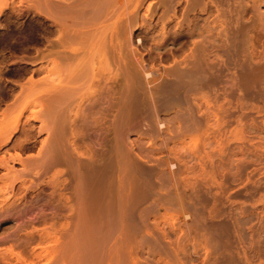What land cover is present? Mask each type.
I'll list each match as a JSON object with an SVG mask.
<instances>
[{
  "label": "rangeland",
  "instance_id": "rangeland-1",
  "mask_svg": "<svg viewBox=\"0 0 264 264\" xmlns=\"http://www.w3.org/2000/svg\"><path fill=\"white\" fill-rule=\"evenodd\" d=\"M263 23L264 0H0V264H264ZM85 50L95 78L62 81ZM133 65L192 73L131 117Z\"/></svg>",
  "mask_w": 264,
  "mask_h": 264
},
{
  "label": "bare ground",
  "instance_id": "bare-ground-1",
  "mask_svg": "<svg viewBox=\"0 0 264 264\" xmlns=\"http://www.w3.org/2000/svg\"><path fill=\"white\" fill-rule=\"evenodd\" d=\"M6 1V0H5ZM197 3V2H196ZM201 3V2H200ZM228 4V3H227ZM236 4V3H235ZM9 5V4H8ZM207 5V4H206ZM231 5H232V3H231ZM217 6V5H216ZM150 8H151V6H149ZM155 7H157V6H155ZM217 7H219V6H217ZM235 7V6H234ZM239 8V7H238ZM157 9V8H156ZM137 11V10H136ZM135 11V12H136ZM234 12V11H233ZM137 13V12H136ZM231 14V13H230ZM239 14V13H238ZM210 16V15H209ZM237 16V15H236ZM197 17V16H196ZM202 17V16H201ZM207 17V16H206ZM230 17H232V16H230ZM240 17V16H239ZM135 18V17H134ZM137 18V17H136ZM136 18H135V20H136ZM191 18H195L194 16L193 17H191ZM199 18V17H198ZM210 18V17H209ZM139 19V18H138ZM197 19V18H196ZM208 19V18H207ZM220 19V18H219ZM238 19V18H237ZM193 20V19H192ZM199 20V19H198ZM216 20V19H215ZM227 20V19H226ZM236 20V19H235ZM246 20V19H245ZM255 20V19H254ZM256 20H260V19H256ZM146 21V20H145ZM194 21V20H193ZM135 22H137V21H135ZM139 22V21H138ZM197 21L195 20V23H196ZM200 22V21H199ZM223 22V21H222ZM225 22V21H224ZM228 22V21H227ZM227 22H225V23H227ZM237 22V21H236ZM246 22V21H245ZM217 23V20H216V22H215V24ZM219 23V22H218ZM242 23H244V22H242ZM250 23V22H249ZM138 24V23H137ZM192 24L194 25V22H192ZM222 24V23H221ZM233 24V23H232ZM232 24H231V26H232ZM241 24V23H240ZM264 24V23H263ZM262 24V25H263ZM166 25V24H165ZM164 25V26H165ZM192 25V26H193ZM200 24H198L197 26H199ZM204 25V24H203ZM208 25V24H207ZM236 25H237V23H236ZM246 25V24H245ZM244 25V26H245ZM191 26V29H193V27ZM195 26V25H194ZM197 26H195L196 27V29H198V30H200V27H198L197 28ZM136 27H137V25H136ZM207 27V26H206ZM210 27V26H209ZM212 27V26H211ZM209 28V29H212V28ZM217 27V26H216ZM237 27V26H236ZM261 27V26H260ZM264 27V26H263ZM208 28V27H207ZM206 28V29H207ZM214 28V27H213ZM218 28V27H217ZM221 28V27H220ZM244 28V27H243ZM245 28H247V26L245 27ZM249 28V27H248ZM202 29V28H201ZM233 30H235L234 28H232ZM238 29H240V28H238ZM217 30V32H218V29H216ZM222 30V29H221ZM237 30V29H236ZM162 31H164V30H162ZM193 33H194V31L193 30H191ZM206 31V30H205ZM209 31V30H208ZM211 31V30H210ZM240 31V30H239ZM239 31H237L238 33H239ZM242 31V30H241ZM245 31H246V29H245ZM255 30H253V32H254ZM263 31V30H262ZM191 32V34L192 35H194L193 33ZM213 32V31H212ZM235 32V31H234ZM233 32V33H234ZM211 33V32H210ZM219 34H217V35H222V33L223 32H218ZM232 33V32H231ZM232 33V34H233ZM236 33V32H235ZM241 33V32H240ZM245 33V32H244ZM264 33V32H263ZM165 34V33H164ZM200 34V33H199ZM204 34H206V33H204ZM237 35V34H236ZM239 35V34H238ZM246 35V34H245ZM167 36V35H166ZM199 36H201V35H199ZM208 36V35H207ZM207 36H206V38H207ZM210 36H211V34H210ZM212 36H214L213 34H212ZM216 36V35H215ZM248 36V35H247ZM252 36V35H251ZM234 37H236L235 35H234ZM192 38H194V36L192 37ZM196 38V37H195ZM203 38H205V37H203ZM209 38V39H208ZM207 39V41L209 42L210 41V37H208ZM215 38H217V37H215ZM215 38L212 40V37H211V42H209V44L211 43V45H208V47L209 46H212V44H213V46H212V49H213V47L215 48V47H221V48H223L224 47V49H225V46L222 44H220V45H218L219 44V42L217 41V39H216V41L218 42L217 43V45H216V41H215ZM218 38H219V36H218ZM230 39V38H229ZM237 40H238V38H236ZM235 39V40H236ZM247 39H249V37H247ZM104 40V39H103ZM234 40V39H233ZM165 41V40H164ZM195 41V40H194ZM193 41V42H194ZM200 41V40H199ZM223 41V40H222ZM245 41V40H244ZM100 42V41H99ZM99 42H97V44L99 43ZM102 42V41H101ZM221 42V41H220ZM233 42H235V41H233ZM232 42V43H233ZM242 42V41H241ZM87 43V42H86ZM85 43V44H86ZM89 43V42H88ZM105 43V42H104ZM103 43V44H104ZM238 43V42H237ZM248 43V42H247ZM92 44V43H91ZM199 44V43H198ZM201 44V43H200ZM208 44V43H207ZM227 44V43H226ZM229 44V43H228ZM234 44V43H233ZM232 44V45H233ZM215 45V46H214ZM231 45V46H232ZM238 45H240V44H238ZM246 45V44H245ZM87 46V45H86ZM90 46L91 45H89V49H90ZM100 46H101V44H100ZM200 46V45H199ZM204 46H207L206 45V43H205V45H202L201 47H204ZM235 46H237L236 44L234 45V47ZM96 47V46H95ZM94 47V48H95ZM157 47V46H156ZM196 47V46H195ZM228 47H230L229 45L227 46V49H228ZM241 47V46H240ZM243 47H244V45H243ZM248 47V46H247ZM88 48V47H87ZM86 48V50H89V49H87ZM198 48V47H197ZM196 48V49H197ZM205 48V47H204ZM203 48V51L206 49V50H208L207 49V47L204 49ZM93 49V48H92ZM198 49H200V48H198ZM197 49V50H198ZM210 49V48H209ZM216 49V48H215ZM219 49V48H218ZM232 49V48H231ZM242 49V48H241ZM82 51V52H76V53H73V55H71L70 56V59H68V63L65 65V67H64V70H65V72H66V75L65 74H63L64 76H66V77H64V76H62L63 78V80L62 81H66V79L65 78H71V82L72 83H81V82H83V84H84V81H85V79H88V80H90V79H92L93 77L95 78V76H96V68H95V57L93 56L94 54H92L91 52H89V51ZM196 50V51H197ZM205 50V51H206ZM211 50V49H210ZM220 50V49H219ZM218 50V51H219ZM222 50V49H221ZM230 50V49H229ZM243 50V49H242ZM94 51V50H93ZM196 51H193V52H196ZM204 51V52H205ZM209 51V50H208ZM212 51H214V50H212ZM211 51V52H212ZM238 51V50H237ZM192 52V53H193ZM198 52V51H197ZM199 52H201V51H199ZM198 52V53H199ZM204 52H202V53H204ZM215 52V51H214ZM235 52V51H234ZM202 53H199V55L200 54H202ZM206 53V52H205ZM227 53H228V51H227ZM236 53V52H235ZM69 54V53H68ZM226 54V53H225ZM238 54V53H237ZM193 55V54H192ZM204 55H206V54H202V55H200L199 57L197 56L196 58H194L195 56H193V75H191V71H189V70H184V69H177V68H174L173 67V69H172V67L169 69V71H164V72H162L161 71V73H164L165 75H167V77L169 76V79L170 78H173V79H168L165 75H160L159 73H160V69L158 70V69H156L157 71H159L158 72V74L156 75V76H154L153 75V77H151V76H148L149 74H148V72L147 71H149V69L150 68H148L147 69V71L146 70H144V69H146L145 67L144 68H142V66L140 67V66H134L135 68H138V67H140V69L139 70H141V68H142V71H133L134 72V76L137 78L134 82H135V84L137 83V88H136V90L134 91V96H136V94L138 93L139 94V96L141 97V101L139 102L138 101V99H136L137 98V96L136 97H133L132 96V94H133V91H132V89H129V88H131V85H133L134 86V82L133 83H131V85H130V87L129 86H127V89H126V92H124V93H126V95H125V97H124V95H123V97L125 98V99H123V102L121 101V103L122 104H124V109H123V111L125 110L126 111V113H127V115L128 116H131V110L133 111L134 110V108L135 109H139V110H144L145 112H146V115L148 114L147 113V111H149L148 109H140V105H143V106H149V103H150V101H151V103L152 104H150V108L152 107V105H153V102H154V99H156V98H162V97H166V96H168V95H170V92L171 91H169V88L172 90L173 88H172V86L173 85H175L176 83L175 82H179V81H177V80H181V79H183L185 76H186V78H188V76L189 75H187L189 72H191L190 73V75H191V78H193L194 77V83L195 82H199L200 83V81H204V80H206L204 77L205 76H208V74H210L209 76H211V74L212 73H209V72H212V70L211 69H209V71L206 69L207 68V64H209V63H207L206 62V60H204ZM222 55H223V53H222ZM209 56V55H208ZM207 56V57H208ZM162 57V56H161ZM206 57V58H207ZM64 58V57H63ZM67 58H69L68 56H67ZM210 58V57H209ZM223 58V57H222ZM235 58V57H234ZM237 58V57H236ZM235 58V59H236ZM140 59V58H139ZM144 59V58H143ZM226 59V58H225ZM250 59V58H249ZM137 60H138V58H137ZM66 61V60H65ZM130 61V60H129ZM128 61V62H129ZM139 61V60H138ZM144 61V60H143ZM186 61V60H185ZM191 61V60H190ZM210 61V60H209ZM223 61V62H222ZM241 61V60H240ZM64 62V61H63ZM62 61H61V63H59V64H57V66L58 65H61V64H64ZM134 62V61H133ZM177 62V61H176ZM222 62V63H221ZM250 62V61H249ZM55 63V62H54ZM141 63V62H140ZM144 63V62H143ZM189 63V62H188ZM220 63L222 64V65H224V66H229V65H227V64H229L227 61L225 62V63H227L226 65H225V63H224V60H220ZM251 63V62H250ZM145 64V63H144ZM213 64V63H212ZM232 64V63H231ZM236 64V63H235ZM136 65V64H135ZM154 65V64H153ZM179 67H181L180 66V64L178 65ZM215 66V65H214ZM217 66H219L220 67V65L218 64ZM217 66H215L216 68H217ZM224 66L223 67H220V68H223L224 69ZM149 67V66H148ZM162 67V66H161ZM178 67V68H179ZM218 67V68H219ZM135 68H133V69H135ZM154 68V67H153ZM158 68V67H157ZM166 68V67H165ZM187 68H189V67H187ZM216 68H214V69H216ZM58 69V68H57ZM61 69H63V68H61ZM164 69V68H163ZM222 69V70H223ZM63 70V71H64ZM118 70V69H117ZM165 70V69H164ZM217 71H219V70H221V69H216ZM229 70V69H228ZM150 71H152V70H150ZM154 71V70H153ZM152 71V72H153ZM61 72H62V70H61ZM117 73H118V71H116ZM152 72H150L151 74H153ZM227 72V71H226ZM63 73V72H62ZM116 73V74H117ZM123 73V72H122ZM129 73V72H128ZM214 73V72H213ZM124 74V73H123ZM159 75V76H158ZM128 76V75H127ZM193 76V77H192ZM209 76L208 77H206V78H209ZM212 76H213V74H212ZM129 77V76H128ZM204 78V79H203ZM110 79V78H109ZM185 79V78H184ZM183 79V80H184ZM211 79V78H210ZM87 80V81H88ZM122 80H125L124 78L122 79ZM172 80L174 81L173 83H175V84H173L172 83ZM182 80V81H183ZM188 80H189V78H188ZM61 81V80H60ZM110 81H111V79H110ZM168 81H171V85H170V82H168ZM187 81V79L185 80V81H183L185 84L187 83L186 82ZM123 82V81H122ZM129 82V81H128ZM181 82V81H180ZM212 82V81H211ZM61 83H63V82H61ZM182 83V82H181ZM60 84V83H59ZM82 84V85H83ZM86 84V83H85ZM107 84H110V83H107ZM178 84V83H177ZM198 84V83H197ZM57 85V84H56ZM79 86L81 85V84H78ZM65 86V85H64ZM136 86V85H135ZM198 86V85H197ZM59 87V86H58ZM174 87V86H173ZM62 88H63V86H62ZM179 88H180V85H179ZM120 89V88H119ZM174 89H175V87H174ZM178 88H176V91H174V92H178ZM181 91V90H180ZM205 91V90H204ZM51 92V91H50ZM97 92V91H96ZM111 92H112V90H111ZM121 93H122V91H120ZM135 92H137V93H135ZM201 92H202V90H201ZM201 92H198V93H201ZM101 93V92H100ZM109 93V92H108ZM107 93V94H108ZM130 93V94H129ZM197 93V92H196ZM49 94V93H48ZM93 94H96V93H93ZM175 94V93H174ZM217 94V93H216ZM47 95V94H46ZM46 95H44V96H46ZM49 95H51V94H49ZM48 95V98L50 97ZM113 96H114V94H113ZM47 97V96H46ZM97 97V94H96V96L93 98V100H95V98ZM102 97V96H101ZM112 97V96H111ZM179 97V96H178ZM54 98V97H53ZM98 98V99H97ZM96 98V100L97 101H99V96ZM103 98V97H102ZM114 98V97H113ZM112 98V99H113ZM134 98L137 100H134ZM170 98V97H169ZM115 99V98H114ZM117 99H119V98H117ZM122 99V98H121ZM166 99H167V97H166ZM52 100V99H51ZM96 100H95V102H96ZM111 100V99H110ZM160 100V99H159ZM164 100H165V98H164ZM175 100V99H174ZM101 101V100H100ZM135 101V102H134ZM153 101V102H152ZM166 101V100H165ZM168 101V103H169V100H167ZM157 102V101H156ZM159 102V101H158ZM178 102V101H177ZM93 103H94V101H93ZM117 103H119V101L117 102ZM116 103V104H117ZM138 103V105H136ZM140 103V104H139ZM51 104V103H50ZM98 104V103H97ZM155 104V103H154ZM115 105V104H114ZM166 105V104H165ZM172 105V104H171ZM93 106V105H92ZM112 106V105H111ZM135 106V107H134ZM137 106H139V108L137 107ZM156 105H153V107H155ZM160 106V105H159ZM137 107V108H136ZM152 107V108H153ZM164 107V106H163ZM112 108H114V106L112 107ZM121 108V107H120ZM151 108V109H152ZM158 108V107H157ZM150 109V110H151ZM167 109V108H166ZM136 110V111H137ZM147 110V111H146ZM154 110V108L151 110V111H153ZM43 111H45V108H44V110ZM42 111V112H43ZM46 111H48V110H46ZM45 111V112H46ZM120 111V110H119ZM136 111H133V115L135 114V113H137ZM41 112V111H40ZM145 112H143V113H145ZM154 112V111H153ZM38 112H34V118H38L40 115H38L37 114ZM119 113V112H118ZM122 113H124V112H122ZM121 114V113H120ZM120 114H119V116H118V118L120 117ZM118 115V114H117ZM116 115V116H117ZM124 114H122V116H123ZM131 116V117H134V116ZM145 116V115H144ZM147 117V116H146ZM150 117V116H149ZM121 120V119H120ZM134 120V119H133ZM117 122H120V121H118L117 119H114V121H113V124H111V133L113 132V141H114V143H113V145L114 144H116V145H114L113 146V148L114 147H116L118 144H120L121 145V142L118 140V138L121 136V134H119V133H121L119 130L117 131V127H120L119 126V124H117ZM123 122V121H122ZM146 122V121H145ZM124 123V122H123ZM116 124H117V127H116ZM122 124V123H121ZM120 124V125H121ZM130 124V123H129ZM132 124V123H131ZM148 125V124H147ZM157 125V124H156ZM150 127V126H149ZM123 128H125V127H123ZM110 129V128H109ZM125 129H123L122 131L123 132H126V131H124ZM127 130V129H126ZM127 133V132H126ZM118 135H120V136H118ZM109 136V135H108ZM107 139H109V138H107ZM120 139V138H119ZM112 140V139H111ZM123 140V139H122ZM110 141V140H109ZM118 141V142H117ZM111 144H112V142H111ZM156 144V143H155ZM123 145V144H122ZM126 145H128V144H126ZM126 145H125V147H126ZM132 145H133V143H132ZM129 147H131V145H128ZM112 147V146H111ZM120 147V146H119ZM124 147V146H123ZM133 147H135V146H133ZM151 147V146H150ZM113 148H112V150L111 151H113V154H114V151H116V150H120V149H122V147H120V149L118 148V149H114L113 150ZM132 148V147H131ZM128 149V148H127ZM132 150V149H131ZM117 151V152H118ZM124 151V150H123ZM133 151V150H132ZM134 152V151H133ZM111 154H112V152H111ZM118 154V153H117ZM127 154V153H126ZM128 155V154H127ZM131 155V154H130ZM123 156V155H122ZM114 159V158H113ZM120 159V158H119ZM116 160H118V159H116ZM121 160V159H120ZM140 160V159H139ZM111 161V160H110ZM114 162V161H113ZM123 162V161H122ZM119 163V162H118ZM146 163H148V162H146ZM137 165V164H136ZM128 166V165H127ZM116 167V166H115ZM119 167V166H118ZM136 167V166H135ZM104 169V168H103ZM114 169V168H113ZM118 169V168H117ZM122 169V168H121ZM127 169V168H126ZM139 169V168H138ZM107 170V169H106ZM105 172V171H104ZM108 172H106V174H107ZM111 173V172H110ZM132 173V172H131ZM141 173V172H140ZM131 176V175H130ZM97 186H98V184H97ZM12 187V186H11ZM83 187V186H82ZM96 187V186H95ZM10 188V187H9ZM80 188V187H79ZM11 190H14L13 188H11ZM10 191V190H9ZM78 191V190H77ZM93 191V190H92ZM84 194V193H83ZM99 194V193H98ZM101 194V193H100ZM100 194H99V196H100ZM105 194V193H104ZM107 195V194H106ZM97 197H96V199H99V200H96L95 199V197L94 198H92V200L90 199V198H86V199H88V201H87V203H86V205L84 206V207H87L86 209H85V211H90L91 209L92 210H94V213L96 214L97 212H99V214H100V212L102 211L101 209H103V204H104V202H106L107 203V201H108V203L110 202V200H107V199H104L103 197H105L104 195H101L100 197H98V195H96ZM80 197V196H79ZM83 197V196H82ZM88 197H90V196H88ZM81 198V197H80ZM95 199V200H94ZM102 200H106V201H102ZM97 201H99L100 203H103V204H100L99 202H97ZM113 201V200H112ZM112 201H111V204H110V206L113 204L112 203ZM97 203H98V205H97ZM117 203H118V201H117ZM116 203V204H117ZM94 204H95V207H96V205H97V207L99 206L100 207V210H97V212H95V210L96 209H98L97 207L96 208H94ZM116 204H115V206H116ZM102 207H101V206ZM105 205V204H104ZM109 205V204H108ZM132 205V204H131ZM109 206V207H110ZM119 206V205H118ZM133 206V205H132ZM131 206V207H132ZM113 208H114V206H112ZM134 208H135V206H134ZM83 209V210H84ZM88 209H90V210H88ZM118 209V208H117ZM104 210V209H103ZM105 210H107V209H105ZM104 210V211H105ZM104 211H102L103 213H104ZM6 212V211H5ZM82 212H84V211H82ZM93 212V211H92ZM92 212H88V213H90V214H92ZM115 212H118L117 210L115 211ZM106 213V212H105ZM107 213H110V210H109V212H107ZM126 213V212H125ZM84 214H85V212H84ZM83 214V215H84ZM119 214V213H118ZM86 215V214H85ZM101 215V217H102V215L103 214H100ZM123 215V214H122ZM95 216V215H94ZM118 216V215H117ZM97 217H98V214H97ZM93 218H96V217H93ZM115 219H116V217H115ZM132 219V218H131ZM112 227V226H111Z\"/></svg>",
  "mask_w": 264,
  "mask_h": 264
}]
</instances>
